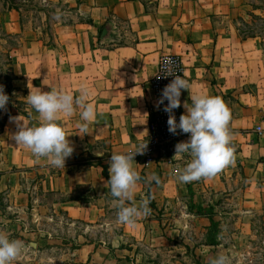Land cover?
I'll return each instance as SVG.
<instances>
[{
  "label": "crops",
  "instance_id": "1",
  "mask_svg": "<svg viewBox=\"0 0 264 264\" xmlns=\"http://www.w3.org/2000/svg\"><path fill=\"white\" fill-rule=\"evenodd\" d=\"M62 2L75 14L72 21L54 22V41L44 25L21 22L20 11L2 16L3 29L17 36L10 72L13 88L23 93L16 98L24 100L15 104L11 94L2 110L0 193L9 208L25 200L37 213L35 225L63 224L49 211L65 215L71 239L40 230L41 241L67 243L58 254L60 264H155L161 251L171 253L177 243L195 250L199 262L193 264L226 255L221 243L197 244L206 240L211 224L198 211H213L221 228L235 215L252 225V216L261 214L264 224V29L255 30L264 24V0ZM166 54L182 57L192 94L220 97L230 109L235 161L213 177L183 183L178 176L191 160L188 154L149 165L136 156L141 179L135 202L148 198L151 212L121 223L119 202L110 191L111 156L135 151L149 136L158 105L151 80ZM82 84L92 90L89 102L97 115L86 135L78 128L80 110L58 121L74 147L65 167H53L15 144V117L29 126L38 123L27 103L31 89H64L75 97ZM185 102L191 104L190 90L182 91L184 113ZM78 224L86 227L82 233Z\"/></svg>",
  "mask_w": 264,
  "mask_h": 264
},
{
  "label": "clouds",
  "instance_id": "2",
  "mask_svg": "<svg viewBox=\"0 0 264 264\" xmlns=\"http://www.w3.org/2000/svg\"><path fill=\"white\" fill-rule=\"evenodd\" d=\"M190 90L191 104L185 102L186 113L177 121L174 110L181 107L182 91ZM92 90L87 84H82L78 96H73L64 89L51 88L50 91L31 89L26 97L27 103L38 113V123L29 126L25 121L15 117L18 131L12 136L17 146L30 150L36 158H47L53 167H65L74 147L69 135L58 123L61 117H70L80 110L79 132L87 134L90 123L97 113L89 97ZM9 95L0 85V109L9 102ZM168 104L164 111L169 113L167 121L169 131L190 134L188 141L176 145L177 154H188L190 162L178 176L180 182L188 183L201 178L215 176L221 169L234 163V149L231 146L233 132L230 130L232 114L226 103L216 96L203 93H191L190 83L180 75L169 83L162 92L159 104ZM22 122V123H21ZM84 136V135H80ZM147 145H141L135 151L113 153L111 156L109 174L111 195L119 202L118 220L121 223H134L142 216L150 214V200L142 199L135 202L138 182L141 177L134 167L135 157L142 154ZM152 179L158 181L157 176ZM25 248L23 241L10 239L8 234L0 232V264H12ZM211 264H230L227 255L220 254Z\"/></svg>",
  "mask_w": 264,
  "mask_h": 264
},
{
  "label": "rangeland",
  "instance_id": "3",
  "mask_svg": "<svg viewBox=\"0 0 264 264\" xmlns=\"http://www.w3.org/2000/svg\"><path fill=\"white\" fill-rule=\"evenodd\" d=\"M9 6H15L19 9L17 11L21 13V22L25 25L42 24L52 38L54 22L59 20L72 21L75 14V9L66 7L62 0H0V29H3L4 25L3 14L11 11L8 9ZM241 28L247 31L245 26L241 25ZM263 29V23H258L255 28L257 32L263 31ZM0 43H2L0 45V85L4 87L6 94L9 96L11 94L15 95L11 102L15 101V104H23L24 100L21 99L19 101L16 98H22L23 93L22 91L18 92L11 85L10 66L7 63L8 49L17 43V39L11 38L9 41L3 40ZM20 106L22 107L23 105ZM5 109H0V130L4 123L2 110L7 111V107ZM23 181L24 179H21V182ZM6 182L4 181L3 184ZM37 196V194L33 195V197ZM53 199L54 196L50 195L49 200ZM9 206L11 204L6 200V195L0 193V232L8 234L10 239H19L25 244L21 255L12 261V264H60L63 260L58 254L67 248V243L61 242L57 244L56 240L54 243L41 241L40 230L50 231L63 240L71 239L65 215L63 213L57 215L49 211L50 217L60 218L63 224L51 221L46 222L44 225H35L32 224V219L37 217V213L31 209V204L27 205L26 201L22 200L18 202V205L14 206L15 208H9ZM205 216L211 220L207 213ZM235 216L238 218H229V225L221 228L220 222L215 220L213 213V220H211V224L205 232L206 240H202L197 244L208 243L215 245L221 243L224 246L223 250H225L226 255L230 259V264H264V224L261 214L252 216V225H245L247 219L244 216ZM85 228L82 224H78V229L81 233ZM222 233H228L224 237L226 240L218 242V238L222 236ZM184 246L185 244L183 243H177L176 247L173 248V252L161 251L158 258L153 259V262L155 261V264H193L199 262L197 255L194 253L195 250L188 247L185 249Z\"/></svg>",
  "mask_w": 264,
  "mask_h": 264
},
{
  "label": "built area",
  "instance_id": "4",
  "mask_svg": "<svg viewBox=\"0 0 264 264\" xmlns=\"http://www.w3.org/2000/svg\"><path fill=\"white\" fill-rule=\"evenodd\" d=\"M176 75H180L187 80L182 57L176 54L163 55L159 61L158 71L151 80L152 87L157 93L158 102L162 96L163 89L172 82ZM167 104V100L164 101V104L158 103L151 121L150 134L141 143V145L148 144L147 148L142 154L136 155L146 165L159 159L175 156L176 145L180 142L188 141L190 138V134L188 133H183L178 130L176 134H173L169 131V125L167 123L169 113L164 111V107ZM182 114L185 113L181 103V107L174 110L177 121H179ZM257 130L259 135L263 134V130L260 127H258Z\"/></svg>",
  "mask_w": 264,
  "mask_h": 264
},
{
  "label": "trees",
  "instance_id": "5",
  "mask_svg": "<svg viewBox=\"0 0 264 264\" xmlns=\"http://www.w3.org/2000/svg\"><path fill=\"white\" fill-rule=\"evenodd\" d=\"M9 10H19L17 7L15 6H9L8 7ZM249 35H252V32L251 31H248ZM245 37H247V35L245 34L244 35ZM17 36L16 35H12V34H9L8 32H6L4 29H0V41H9L11 38H16ZM0 45H2V43H0ZM11 50H12V47L8 49V54H7V63L8 65L10 66L9 67V70L11 69V64H12V57H11ZM11 73V72H10ZM12 74V73H11ZM11 83L12 81L15 79V77L13 75H11ZM12 85V84H11ZM209 211V212H208ZM199 214L200 215H205L207 213V215H209V217L212 219L213 217V211L209 210V209H200L199 211ZM209 213V214H208Z\"/></svg>",
  "mask_w": 264,
  "mask_h": 264
},
{
  "label": "water",
  "instance_id": "6",
  "mask_svg": "<svg viewBox=\"0 0 264 264\" xmlns=\"http://www.w3.org/2000/svg\"><path fill=\"white\" fill-rule=\"evenodd\" d=\"M106 32V31H105ZM105 32H104V34H105Z\"/></svg>",
  "mask_w": 264,
  "mask_h": 264
}]
</instances>
